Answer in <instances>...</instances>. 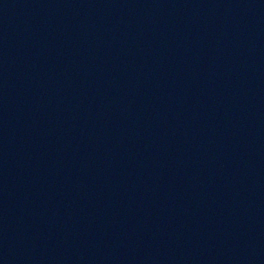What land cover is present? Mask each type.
Returning <instances> with one entry per match:
<instances>
[{"label":"water","instance_id":"obj_1","mask_svg":"<svg viewBox=\"0 0 264 264\" xmlns=\"http://www.w3.org/2000/svg\"><path fill=\"white\" fill-rule=\"evenodd\" d=\"M0 264H264V0H0Z\"/></svg>","mask_w":264,"mask_h":264}]
</instances>
